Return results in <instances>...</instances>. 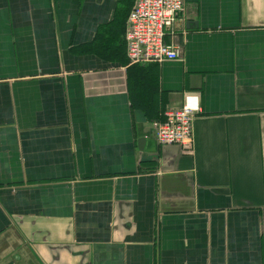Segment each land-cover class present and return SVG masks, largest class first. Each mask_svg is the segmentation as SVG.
<instances>
[{
  "label": "crops",
  "instance_id": "1",
  "mask_svg": "<svg viewBox=\"0 0 264 264\" xmlns=\"http://www.w3.org/2000/svg\"><path fill=\"white\" fill-rule=\"evenodd\" d=\"M135 2L0 0V264H264V0H185L143 65Z\"/></svg>",
  "mask_w": 264,
  "mask_h": 264
},
{
  "label": "built area",
  "instance_id": "2",
  "mask_svg": "<svg viewBox=\"0 0 264 264\" xmlns=\"http://www.w3.org/2000/svg\"><path fill=\"white\" fill-rule=\"evenodd\" d=\"M184 11L185 0H136L128 17L125 34L130 63L143 65L179 60L180 47L167 44L165 36ZM189 98L196 100V106L188 101ZM199 110L196 95L186 96L184 105L179 109H167L163 119L152 124L159 145H178L187 154H192L193 121Z\"/></svg>",
  "mask_w": 264,
  "mask_h": 264
},
{
  "label": "trees",
  "instance_id": "3",
  "mask_svg": "<svg viewBox=\"0 0 264 264\" xmlns=\"http://www.w3.org/2000/svg\"><path fill=\"white\" fill-rule=\"evenodd\" d=\"M151 88H152V90H147V89H146L147 93L155 94L156 89H154L153 87H151Z\"/></svg>",
  "mask_w": 264,
  "mask_h": 264
},
{
  "label": "water",
  "instance_id": "4",
  "mask_svg": "<svg viewBox=\"0 0 264 264\" xmlns=\"http://www.w3.org/2000/svg\"><path fill=\"white\" fill-rule=\"evenodd\" d=\"M98 1H100V0H98ZM144 142H145V140L144 139H142V140H140V144L142 145V144H144Z\"/></svg>",
  "mask_w": 264,
  "mask_h": 264
}]
</instances>
